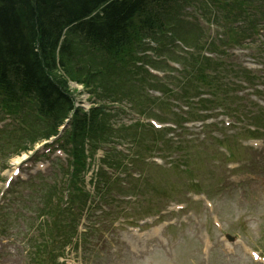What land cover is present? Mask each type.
<instances>
[{
  "label": "rangeland",
  "instance_id": "obj_1",
  "mask_svg": "<svg viewBox=\"0 0 264 264\" xmlns=\"http://www.w3.org/2000/svg\"><path fill=\"white\" fill-rule=\"evenodd\" d=\"M200 4L201 6L195 8L189 6L184 11L190 14V19L194 23L202 26L199 22L205 20L202 16L207 13V7L203 6L202 0ZM220 10L225 11V8L221 7ZM194 25L182 27L180 35L183 37V45L202 48L216 36L214 27L210 28V31L199 32ZM217 44L207 47L209 49L202 48V55L204 50L218 54ZM175 50L177 52L176 48ZM75 52L74 63L67 66L70 74H75L77 68L84 70L91 68L103 76L92 84L94 89L83 87L68 77V86L77 100L76 105L87 112L95 108L94 104L96 107L100 105L108 107L107 120H110L113 126L120 127L122 131L130 128L129 134L131 137L135 135L136 140L130 138L126 142L120 141L121 132L114 130L115 132L111 134L112 139L117 137L119 139H115V144H105H109L110 148L116 147L121 153L124 151L126 155H128L126 150L129 149L136 156L135 173H141L144 178L139 181L128 178L123 182L121 180L123 172H120L119 168L116 170L117 167L114 166L115 168L111 169L118 173L111 176L112 179L118 178L109 181L111 185L107 192L95 193L94 184L86 185V191L91 192L90 200L95 202L96 209L94 210L92 206L91 209H86L81 219L77 218L78 215L64 216L62 212L58 213L61 206L59 200L63 203L64 197L71 194L69 201L72 199L79 201L77 195H81L75 190L76 181L71 184L74 193L62 187V182H59L62 178L58 175L60 172L56 173V177L50 173L43 182L36 178L27 184L15 183L0 202V264H259L251 260L244 252L243 246L233 244V252L226 250L220 239L222 233L212 226L210 213L219 216L226 234L264 255V147L258 152L244 151L237 146L236 138H230L222 145L235 150L236 154L233 160L227 161L218 153L221 145L218 142L210 140L201 143V138L189 142L190 138L183 139L185 136L177 141L172 139L173 133L144 127L143 116L148 118L155 116L158 124L182 122L180 108L176 105L175 111L172 102L174 97L168 93L169 90L165 86L169 85L168 77L160 81L159 78L153 77V74L150 76L146 74L147 77L143 81H138V73L145 75L138 62L150 60H147L140 49H132V56L129 55L128 59L123 60L119 69L108 68V60L105 57L93 55L84 46L77 48ZM260 61L263 60L260 58ZM232 62L235 63V60ZM228 64L232 65L231 62ZM182 66L184 67L183 63ZM156 67L158 68L157 65ZM124 71H128V75ZM165 71L167 70L161 68L159 72L167 76ZM116 75L124 77L122 84ZM78 77L85 79L83 74H79ZM103 78L111 81L110 85L107 84V90L100 83V79ZM127 79L130 82L126 83ZM196 79L191 82L184 81V84L179 81L177 86L175 85L177 88L175 96H178L175 97V101L182 105L190 104V97L200 95L202 91L208 92L209 89L210 92L217 94L220 100L215 106L224 104L238 119L245 117L248 124L264 128V110L252 106L245 98L240 100L238 96L234 99L232 94L225 96L226 92L233 93L231 78H226L222 73L217 81L208 78L207 74L198 75ZM113 81L116 82L114 86L116 91H120L121 85H125L122 94L112 93ZM109 86L112 88L109 89ZM162 95L164 96L161 97ZM190 107L196 109L198 105ZM207 108H214V105L210 104ZM34 109L33 103L20 107L8 126L2 124L5 119L0 114V130H3L0 132V188L11 173L12 166L19 162V159L21 161L26 156L35 155V150L45 142L41 138L45 137L48 129L36 116ZM25 118L28 126L25 124L20 126ZM247 136L249 135L241 137L244 139ZM170 139L176 143L172 146L173 149L166 146ZM93 140L90 142L93 143ZM181 142L182 149L178 150ZM26 148L30 151H24ZM85 149V162L81 164L84 171H89L90 175L100 158H103L104 150L98 149L92 157L89 155L90 147L87 145ZM173 153L175 156L178 154V157H174ZM58 155L64 156L59 154V151L51 156L56 158ZM158 155L165 159L164 168L151 163V159L159 157ZM171 156L176 159L175 164ZM145 159L150 163L147 166L143 165ZM169 160L171 165L168 166ZM230 161L244 166L241 171L232 173L238 177V183L232 182L229 178L230 173L225 163ZM37 163V166L47 165L45 160ZM66 178L73 180L71 176ZM102 187L106 189V186H100L99 189L103 190ZM199 193L208 195L211 208H207L204 202L198 204L191 202L190 194ZM128 195L133 199L126 202L125 196ZM53 197L55 202L52 200ZM76 201L72 202L71 207ZM50 202L53 204L52 208ZM170 203H185L187 210L170 218L177 224L163 230L162 240L152 239L144 242L143 246L140 244L142 242L128 237L129 227H136L144 217L159 215ZM100 204L107 205V209H100ZM52 214V218L49 217ZM207 239L210 240V247L209 253L207 249L205 254L202 249ZM164 240L166 244L162 242ZM133 245H137L141 251L138 253L130 251L129 246Z\"/></svg>",
  "mask_w": 264,
  "mask_h": 264
},
{
  "label": "trees",
  "instance_id": "obj_2",
  "mask_svg": "<svg viewBox=\"0 0 264 264\" xmlns=\"http://www.w3.org/2000/svg\"><path fill=\"white\" fill-rule=\"evenodd\" d=\"M184 1L0 0L1 102L7 106L34 103L36 112L47 123V139L71 118L69 139L79 147L85 136L102 132L109 120L103 105L84 113L75 108L68 94V77L87 88H93L97 78L103 77L91 68H77L75 74H70L67 66L74 63L75 50L84 46L93 55L105 57L108 68L119 66L135 46L162 34ZM227 1L241 6L264 0ZM117 77L122 84L124 77ZM100 83L107 90L111 81L103 78ZM115 84L113 81L109 89L114 95L122 94L125 85L116 91Z\"/></svg>",
  "mask_w": 264,
  "mask_h": 264
},
{
  "label": "bare ground",
  "instance_id": "obj_3",
  "mask_svg": "<svg viewBox=\"0 0 264 264\" xmlns=\"http://www.w3.org/2000/svg\"><path fill=\"white\" fill-rule=\"evenodd\" d=\"M24 158H25V157H24ZM24 158H23V159H24ZM16 161H17V160H16ZM19 161H20V159H19Z\"/></svg>",
  "mask_w": 264,
  "mask_h": 264
}]
</instances>
